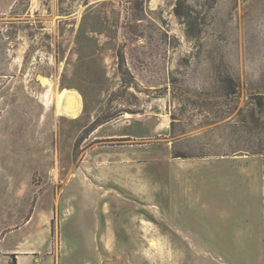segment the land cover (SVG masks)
<instances>
[{"label": "rangeland", "instance_id": "1", "mask_svg": "<svg viewBox=\"0 0 264 264\" xmlns=\"http://www.w3.org/2000/svg\"><path fill=\"white\" fill-rule=\"evenodd\" d=\"M39 215L58 262L264 264V0H0V232Z\"/></svg>", "mask_w": 264, "mask_h": 264}, {"label": "crops", "instance_id": "2", "mask_svg": "<svg viewBox=\"0 0 264 264\" xmlns=\"http://www.w3.org/2000/svg\"><path fill=\"white\" fill-rule=\"evenodd\" d=\"M31 221L30 219H27L23 227L19 229L20 235L11 239L6 237L7 234L4 236V230L0 232V252L3 258H8L11 254H14L13 258L15 264H70L68 262L70 260H73V264H89L90 261H88V259H83L81 262L74 261V259L79 260L82 258H76L80 255V250L78 245L74 242L70 245L71 251L65 260L62 259L58 262L53 255H48L45 252L48 251L49 248L47 236L48 232L52 231V226H49L48 228V220H45L39 215L36 224L40 222L41 224L46 223V225L43 228H34V230H32L33 232H31V230L26 229L28 228V225H30L31 228ZM1 264H9L8 259L3 260Z\"/></svg>", "mask_w": 264, "mask_h": 264}, {"label": "bare ground", "instance_id": "3", "mask_svg": "<svg viewBox=\"0 0 264 264\" xmlns=\"http://www.w3.org/2000/svg\"><path fill=\"white\" fill-rule=\"evenodd\" d=\"M54 95L55 93L51 89L50 99H52ZM55 103L56 112L58 115H68L75 117L82 109V96L76 90H63L58 93Z\"/></svg>", "mask_w": 264, "mask_h": 264}, {"label": "trees", "instance_id": "4", "mask_svg": "<svg viewBox=\"0 0 264 264\" xmlns=\"http://www.w3.org/2000/svg\"><path fill=\"white\" fill-rule=\"evenodd\" d=\"M14 264H15V262H14Z\"/></svg>", "mask_w": 264, "mask_h": 264}]
</instances>
